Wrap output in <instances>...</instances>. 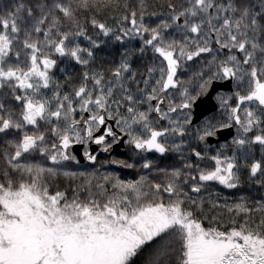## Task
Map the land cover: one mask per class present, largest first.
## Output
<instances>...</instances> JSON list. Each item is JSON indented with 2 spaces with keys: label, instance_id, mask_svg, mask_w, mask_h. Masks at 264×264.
Returning a JSON list of instances; mask_svg holds the SVG:
<instances>
[{
  "label": "snow or ice",
  "instance_id": "snow-or-ice-1",
  "mask_svg": "<svg viewBox=\"0 0 264 264\" xmlns=\"http://www.w3.org/2000/svg\"><path fill=\"white\" fill-rule=\"evenodd\" d=\"M0 264H264V0H0Z\"/></svg>",
  "mask_w": 264,
  "mask_h": 264
},
{
  "label": "flooded vegetation",
  "instance_id": "flooded-vegetation-1",
  "mask_svg": "<svg viewBox=\"0 0 264 264\" xmlns=\"http://www.w3.org/2000/svg\"><path fill=\"white\" fill-rule=\"evenodd\" d=\"M133 44H136L135 41L132 42ZM116 48L117 46H113L112 48L107 49L104 53H102L104 56L111 58L115 55H118V53L116 52ZM223 91H227V89H222ZM215 105V101L212 99H208L204 102V105H201L197 108H195L194 110L198 113L199 111L202 110L203 107L207 106L209 108L213 107ZM224 137L222 136L221 139H223ZM120 150L117 149V152H119ZM123 171V170H121Z\"/></svg>",
  "mask_w": 264,
  "mask_h": 264
},
{
  "label": "water",
  "instance_id": "water-1",
  "mask_svg": "<svg viewBox=\"0 0 264 264\" xmlns=\"http://www.w3.org/2000/svg\"><path fill=\"white\" fill-rule=\"evenodd\" d=\"M204 105V104H203Z\"/></svg>",
  "mask_w": 264,
  "mask_h": 264
}]
</instances>
